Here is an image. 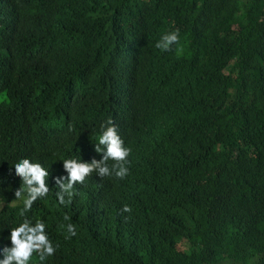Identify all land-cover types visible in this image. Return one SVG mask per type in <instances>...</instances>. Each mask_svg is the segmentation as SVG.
I'll return each mask as SVG.
<instances>
[{
	"label": "trees",
	"instance_id": "1",
	"mask_svg": "<svg viewBox=\"0 0 264 264\" xmlns=\"http://www.w3.org/2000/svg\"><path fill=\"white\" fill-rule=\"evenodd\" d=\"M108 119L129 172L33 202L45 264H264V0H0V188L20 157L99 160Z\"/></svg>",
	"mask_w": 264,
	"mask_h": 264
},
{
	"label": "clouds",
	"instance_id": "2",
	"mask_svg": "<svg viewBox=\"0 0 264 264\" xmlns=\"http://www.w3.org/2000/svg\"><path fill=\"white\" fill-rule=\"evenodd\" d=\"M179 39V30L173 29L161 35L155 47L167 52L178 44ZM69 131H72L71 127ZM94 140L96 143L91 144L95 152L102 153L100 159L87 162L81 155L60 158L58 161L63 169L60 175H53L50 168L33 158L20 157L12 161L10 170L19 178L20 183L14 191L8 185L0 188V208L19 207L12 218L11 226L5 224L0 227V233L7 230V243L0 246V264H33L36 260L39 264H45L55 253L56 246L45 233L46 224L41 221L40 216L30 214L34 201H47L53 194L50 186L51 189L55 188L56 203L66 206L71 203L76 192L74 185L82 183L94 170L99 175L97 178L106 176L123 179L128 174L127 165L131 150L125 146L111 119L100 124ZM6 192H12L10 200L4 195ZM122 210L129 212L130 208L124 205ZM63 219L68 221L70 218L64 215ZM61 228L66 233L65 240L76 235L72 223L62 224Z\"/></svg>",
	"mask_w": 264,
	"mask_h": 264
}]
</instances>
